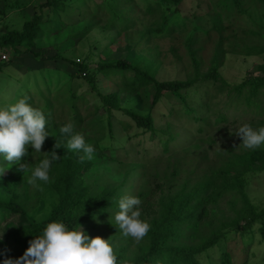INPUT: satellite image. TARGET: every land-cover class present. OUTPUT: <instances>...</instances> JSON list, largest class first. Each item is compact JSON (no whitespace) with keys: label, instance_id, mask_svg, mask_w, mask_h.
<instances>
[{"label":"trees","instance_id":"1","mask_svg":"<svg viewBox=\"0 0 264 264\" xmlns=\"http://www.w3.org/2000/svg\"><path fill=\"white\" fill-rule=\"evenodd\" d=\"M4 1L1 15L8 8L25 7L31 2L28 0L21 6L19 0ZM140 1L143 14H149L154 20L142 30H133L135 36L126 33L140 22L136 14L140 9L136 3L134 5V0H100L98 3L94 0H44L33 7V15L20 29L5 28L0 35V54L8 53L5 60L0 59V67L11 65V60L22 54H29L42 64L38 70L45 72L47 78L44 82L47 96L39 92V96L44 97L43 104L35 106L26 89L19 97L26 98L29 105L45 115L48 136L42 147L44 152L54 150L60 157L49 169V182L37 181L39 187L27 182L31 168L41 159L30 162L33 153L30 147L27 156L20 161L27 164L25 172L12 163L0 175V183L11 192L9 200L0 199V211L24 219L6 236V240L20 250L18 257L28 247V241L53 220H60L69 228L80 225L89 237L94 228L98 229L96 223H92L104 221L113 235L98 236L109 239L117 264H233L229 241L238 239L243 254L251 248L264 247V207L254 204L246 192L250 178L264 174V147L237 152L223 148L207 170L197 177L195 169L182 172L171 160L173 154L212 142L215 135L225 133L230 123L237 121L234 114L249 117L245 123L253 128L264 126V63L254 64L253 73L247 72L242 82L229 85L218 73L220 55H214L211 67L201 73L198 70L201 62L196 58L191 40L186 39L184 46L193 72L185 80H160L156 77L161 62L157 59L159 53L148 56L140 52L139 41L172 38L175 26L172 17L179 13L177 8L183 0ZM254 1L257 22L232 36L231 54L252 57L264 53V0ZM234 3L238 13H245L239 0ZM161 5H165L169 13L158 12L155 16L156 8ZM96 29L115 32L117 37L124 35V46L130 48L131 60L99 59L93 65L95 53L90 49L81 59L67 56L68 51L72 52ZM97 46L99 44L92 46L93 51ZM45 48L49 49L44 52ZM169 50L175 53L174 48ZM55 63L61 66H53ZM103 79L106 81L102 82ZM81 84L87 85L89 90L77 94L76 86ZM151 85L154 92L150 96ZM211 87L214 94H210ZM54 92L58 93L56 100L54 96L49 97ZM164 97L178 100L180 109L170 110L168 120L157 128L151 111ZM213 97L216 101L211 103ZM96 99L99 104L90 107L91 101ZM128 103L135 108L128 107ZM114 113L129 121L114 124ZM67 122L94 147L91 160L81 159L82 152L67 148L69 137L66 134L61 140L64 152L46 142L61 133L60 127ZM179 129H184L182 134ZM116 131L122 132L121 138ZM147 133L154 149H161V156L152 160L146 156L149 153L140 146V141L132 142ZM117 152L131 153L133 158L125 160L123 154L119 157ZM0 165H4L2 159ZM110 165L123 169L118 178L96 187L87 183L91 173ZM137 176L141 180L136 185L134 177ZM45 190L56 196L48 217L40 221L29 219V202H38L40 193ZM127 190L129 196L140 199V218L145 217L150 225L135 250L129 249L131 237L123 236L112 219L116 200ZM222 201L224 209H221ZM258 254V263L264 264V250Z\"/></svg>","mask_w":264,"mask_h":264},{"label":"rangeland","instance_id":"2","mask_svg":"<svg viewBox=\"0 0 264 264\" xmlns=\"http://www.w3.org/2000/svg\"><path fill=\"white\" fill-rule=\"evenodd\" d=\"M28 0H19V4L27 3ZM44 0H31L30 5L19 8H8L6 9L3 15L0 14V35L7 30L20 29L23 22L29 19L34 13V6H37L39 3ZM98 3L100 0H94ZM4 0H0V10ZM138 5V11H136L139 23L132 30L126 31V33L133 34V30H142L150 21L154 20L150 18L149 14H143L142 2L140 0H134ZM240 8L246 10L245 13H238L235 7L234 0H183L178 6L179 13L172 17V20L175 24L174 33L172 38L166 37H156L148 42L139 41L138 50L148 55L151 53H159L157 59L161 60L160 68L156 77L160 80H185V78L193 72V66L191 59L187 53L184 42L186 39H190L192 42V49L196 54V58L201 62L199 66V71L205 73L211 66V61L214 55H220V61L218 67V73L220 77L226 81L229 85L239 84L245 78L247 72L253 73L254 64L264 63V53L262 55H256L252 57H243L240 55H234L230 53V41H232V36H236L239 33V30L242 28H251L252 22H257L258 15L256 13V6L254 0H239ZM136 6V5H135ZM158 10V11H157ZM158 12L169 13V9L165 5L158 6L155 11V16L158 15ZM249 13V14H248ZM195 16H194V15ZM220 28L219 30H216ZM115 32L109 30H94L90 35L87 36L85 40H82L76 45L72 52H67V56L73 55L81 59V55H84L86 52L92 50L95 53V62L101 60H115L119 58L126 59L127 61L131 60L128 47H125L126 44L124 35H119L116 39ZM116 39L115 43L113 42ZM117 42V43H116ZM99 44L94 51L92 46ZM132 47V46H130ZM174 48L175 53L172 54L169 49ZM49 48L43 49L46 52ZM149 51V52H148ZM220 51L223 54H220ZM2 54H8L7 52ZM52 54V53H49ZM130 54H132L130 52ZM10 59L11 56L9 54ZM177 57V58H176ZM178 59L179 61H176ZM39 61L34 60L29 54L20 55L18 58L11 60V65L0 67V107H7L10 104L15 103L20 99V94L25 89L29 91L30 96L33 99V104L35 106L42 105L44 97L39 96V92H43L46 97L44 82L45 72L39 71L41 67ZM91 65V67H93ZM50 66V65H49ZM53 66H61V63H55ZM185 68V69H183ZM128 76L131 75V72L127 73ZM106 81L105 79L102 82ZM110 82V81H109ZM51 86L50 88H52ZM213 87L210 88V94L213 93ZM77 94L81 92H86L89 90V87L85 84L76 86ZM148 92L150 96L154 92L153 86H149ZM193 91H190V96ZM200 92V91H199ZM58 93H55L52 96L54 100ZM198 94H201L198 93ZM196 96V95H194ZM125 98V96L123 97ZM193 98V95L191 96ZM150 100V99H149ZM216 99H211L210 102L214 103ZM99 104L98 100L91 101L90 107L93 104ZM126 106V104H125ZM128 107H134L132 103L127 104ZM180 109V102L174 98H161L160 101L154 106L151 111L152 117L156 121L157 128L161 127L163 121H167L168 112L173 109ZM139 110V109H137ZM203 113L204 111L201 110ZM103 110L100 109L99 113H102ZM211 115H208L210 117ZM237 116V121L235 123H230L229 129L225 133L220 132V135H215L212 142L202 143L198 147H193L187 152H178L173 154L172 163L177 164V167L182 171L186 172L189 170H196L195 176H200L207 170V166L214 161V156L217 155V152L227 148L234 152L240 151V149H246L241 144L242 141L240 137L235 134L237 128L249 120L247 116ZM172 120V119H171ZM233 120V117H230V122ZM120 121L125 122L129 121L123 115L119 113H114L113 122L114 124L119 123ZM179 128V127H178ZM231 128H234L232 130ZM181 134L184 129H179ZM117 136L121 138L122 132L116 131ZM212 135V136H214ZM149 133L147 135H140L137 139L133 140V144H136L137 141H140L142 148H146L148 155H146L150 160L152 158H158L161 156V149H154L152 141L148 140ZM64 134L59 133L54 138H48L46 142L48 145L53 147L56 150L64 152V149L61 147V140L63 139ZM137 147V146H135ZM259 147H264V144H261ZM41 152H44V148L41 147ZM123 154L125 160H131L133 155L129 153L128 155L124 152H117L119 157H122ZM44 153H37L33 151L31 154L30 162L34 163L37 158H42ZM199 162V166L197 163ZM38 163V162H37ZM36 163V164H37ZM163 165V164H162ZM31 168V167H29ZM162 171L163 167H159ZM141 172V170H138ZM123 169H118L113 165H110L106 168H99L94 173H91L87 177V183L91 184L93 187L102 185L103 183L118 178L122 174ZM161 175V174H160ZM140 177H134V183L137 185L140 183ZM246 192L250 200L256 204L258 207H264V174H260L256 177L250 178L249 183L246 187ZM11 192L7 191L2 183H0V199L9 200ZM123 195H128V190L123 193ZM122 195V196H123ZM156 195L153 197L155 199ZM56 196L49 190H45L40 193V199L38 202L35 200L30 201L28 204L29 219L40 221L48 217L50 208L55 204ZM223 202L221 204V209H224ZM0 234H2V240L0 243V260L5 257H11L13 259L17 258L20 250L15 246L10 240H6V236L9 232L14 230L17 226L23 223V217L15 214L5 213V211H0ZM23 219V220H22ZM145 220V217L142 219ZM97 225L98 229L95 228L91 231L90 237L101 235H113L112 231L108 229L104 221H96L92 224ZM141 240H135L131 237V243L129 246L130 250H135L136 246L140 243ZM116 242V241H115ZM241 245L238 239L229 241L228 250L232 254L233 264H260L257 261L259 257L258 252H262V249L259 247L256 250L253 248L247 250L245 254L240 251ZM255 255H252L253 251ZM246 262V263H244ZM262 264V263H261Z\"/></svg>","mask_w":264,"mask_h":264},{"label":"clouds","instance_id":"3","mask_svg":"<svg viewBox=\"0 0 264 264\" xmlns=\"http://www.w3.org/2000/svg\"><path fill=\"white\" fill-rule=\"evenodd\" d=\"M45 126V115L29 105L26 98L18 99L7 107H0V159L6 165H0V175L12 163L18 164L25 172L27 164L20 161L27 156L30 147L33 151L46 155L31 168L28 184L39 187L37 181L44 184L49 182V169L60 157L54 150L41 152L42 144L48 136ZM59 131L69 137L66 141L69 150L82 152L81 159L93 158L94 147L85 142L82 133L74 131L71 122L64 123ZM235 134L240 137L241 144L246 149L264 144V126L253 128L250 124L243 123ZM140 204L138 197L123 195L116 200V208L112 212L114 225L121 234L135 240L142 239L150 228L149 223L140 218ZM0 264H117V258L109 239L100 236L90 238L80 225L69 228L64 222L53 220L44 225L38 236H33L28 241V247L21 256L15 259L5 257L0 260Z\"/></svg>","mask_w":264,"mask_h":264},{"label":"built area","instance_id":"4","mask_svg":"<svg viewBox=\"0 0 264 264\" xmlns=\"http://www.w3.org/2000/svg\"><path fill=\"white\" fill-rule=\"evenodd\" d=\"M7 58V56L5 54H0V59L1 60H5Z\"/></svg>","mask_w":264,"mask_h":264}]
</instances>
